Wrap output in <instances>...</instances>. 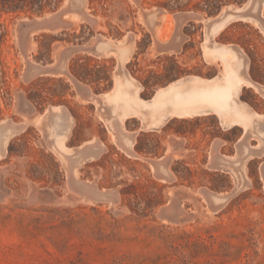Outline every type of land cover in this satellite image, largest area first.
I'll use <instances>...</instances> for the list:
<instances>
[{"label": "rangeland", "instance_id": "1", "mask_svg": "<svg viewBox=\"0 0 264 264\" xmlns=\"http://www.w3.org/2000/svg\"><path fill=\"white\" fill-rule=\"evenodd\" d=\"M62 2L40 11L0 4V121L20 125L63 101L75 116L71 139L78 141L87 132H106L91 120L94 112L107 125L102 98L84 103L88 93L108 92L121 70L143 83L147 96L155 83L177 74L202 66L219 72L203 57V22L182 30L196 34L181 53L160 46L182 35L176 15L215 14L223 0H84V6L74 1L61 9ZM151 10L167 15L156 34L145 17ZM64 14L81 19L74 24ZM129 36L135 50L123 65L96 54L103 38ZM215 41L237 45L250 75L264 82L260 30L233 24ZM226 51L218 56L223 70L227 58L237 59ZM172 128L168 136L143 134L139 159L124 155L119 139L106 132L115 145L107 143L96 159L78 151L61 160L45 131L25 126L0 157V264H264V153H256L264 146V121L262 144L252 133L240 139L258 156L239 185L219 159L241 152L235 143L240 128L222 130L214 118ZM213 196L222 200L214 203Z\"/></svg>", "mask_w": 264, "mask_h": 264}, {"label": "crops", "instance_id": "2", "mask_svg": "<svg viewBox=\"0 0 264 264\" xmlns=\"http://www.w3.org/2000/svg\"><path fill=\"white\" fill-rule=\"evenodd\" d=\"M75 1L77 4L84 6V0ZM68 2L69 0H66L62 8ZM220 5L219 8H216L215 14H209L207 11L202 10L198 12L186 11L182 12L181 15H176L180 31L185 27H191L193 23H205L206 31L201 44L203 57L207 62H210L208 65L214 66L213 63L218 64V73L216 71L208 73L205 70L206 66H202L199 72L177 74L168 80L155 83L152 92L147 96L144 94L146 86L135 80L127 72L121 70L120 73L114 75L111 90L93 95L88 93L86 97L90 99L86 100L84 104H93L92 100L102 98L100 103L106 106L109 114V119L106 120L107 125L103 126L102 121H98L94 117V112L91 114V120L97 128L104 127L106 132L114 136V140L119 139L123 154L135 159H139L138 156L143 154L138 147L143 134H164L168 136L172 134V125L176 122L214 118L217 126L222 130L228 131L240 128V136L235 143L239 144L238 149L241 152L236 153V156H223V158L219 159V166L227 167L228 170L239 176V185L240 178L244 182L243 176L247 172V165L256 156L264 153V146L258 152L255 149L253 152V149L251 150L243 146L242 141H240L242 138L243 142H245L246 137H252L250 134L252 133L259 139L260 144L263 142L261 121H264V108H262L263 104L261 100H264V82L250 75L249 62L237 45L218 43L215 41V38L228 26L240 23L260 30L264 37V1L245 0L244 2L237 3L232 0H223ZM47 16L44 15V17ZM142 16L143 14L139 13L141 20L144 17ZM64 17L69 18L74 24L81 19L77 14H64ZM145 17L151 21L152 29H155L153 34H156V30L166 21L167 15H163L161 10H157L156 13L151 10L147 12ZM216 27H219L217 31L214 30ZM195 34H187L182 31V35L172 37L164 44L161 43L160 48L165 50L163 51L164 53L167 51L170 53H181L185 43L193 41ZM135 45V39L130 36L126 40L123 37L119 41L103 38L96 44L95 52L100 56L112 55L118 60L119 65H123L131 57L133 50H135ZM206 45L217 49L230 50L238 59L241 58L243 66L240 76L244 81L250 82L251 85L236 87L235 95L228 104L242 108L244 113L252 118L250 124L241 125L233 123L232 116L226 114V109L214 110L204 101L198 102L201 107L197 111L188 108L192 96L200 95L202 91L211 86L222 87L224 84L223 65L219 59L212 61L206 57L204 54V47ZM65 71L66 68L62 70V72ZM59 75L62 74L60 73ZM247 92L250 95L245 98ZM10 121H0V157L6 151L11 140L29 123L46 132L51 150L61 160H65L67 156L76 154L78 151L81 153L79 157L84 156H82V153L88 152L87 155L90 156H87V159L90 157H92L90 159H96L103 153V148L106 147L107 143L115 145V143L108 140L106 132L100 135L87 132L82 140H72L71 135L75 125V116L69 112L63 101L56 102L49 109L34 116L32 119H25L20 125H16V123ZM112 121L116 124L110 130L108 126L110 127ZM226 144L225 141L221 146H225ZM255 152L258 155L252 154ZM81 162H83V159L79 160V163ZM162 171L165 173L164 168H162ZM212 200L214 203H218L222 198L213 196Z\"/></svg>", "mask_w": 264, "mask_h": 264}, {"label": "bare ground", "instance_id": "3", "mask_svg": "<svg viewBox=\"0 0 264 264\" xmlns=\"http://www.w3.org/2000/svg\"><path fill=\"white\" fill-rule=\"evenodd\" d=\"M70 1V0H69ZM264 1V0H263ZM66 0L62 4L61 8L65 4ZM69 2L67 3V5ZM65 5V7L67 6ZM50 16L51 14H44ZM44 15L41 18L43 19ZM219 27H216L214 30L217 31ZM228 51L223 49H217L214 47H208L207 45L204 47V54L210 58L212 61H216L219 55H225ZM242 60L241 58H232L229 57L225 60L224 64V88L219 90L218 87L211 86L206 90L202 91L200 95L192 96L191 101H189L188 108L197 111L200 109V104L198 102L204 101L208 104V106L214 110H222L226 109V114L232 116V122L238 123L241 125H248L252 122V118L244 113V110L240 107H236L234 105H229L228 103L232 99V94L234 92L235 86L241 85H251L250 82L244 81L240 76V72L242 71ZM219 94H222L220 96ZM219 95V96H218ZM181 114V113H179Z\"/></svg>", "mask_w": 264, "mask_h": 264}, {"label": "trees", "instance_id": "4", "mask_svg": "<svg viewBox=\"0 0 264 264\" xmlns=\"http://www.w3.org/2000/svg\"><path fill=\"white\" fill-rule=\"evenodd\" d=\"M54 2H56V0H0V4L3 8L7 7L12 11H40Z\"/></svg>", "mask_w": 264, "mask_h": 264}, {"label": "water", "instance_id": "5", "mask_svg": "<svg viewBox=\"0 0 264 264\" xmlns=\"http://www.w3.org/2000/svg\"><path fill=\"white\" fill-rule=\"evenodd\" d=\"M74 1H75V0H70V3H69L68 5H69V6L72 5V4L74 3ZM63 3H64V0H63V2L61 3V6H62ZM112 87H113V83L111 84V87H110L109 90H111Z\"/></svg>", "mask_w": 264, "mask_h": 264}]
</instances>
